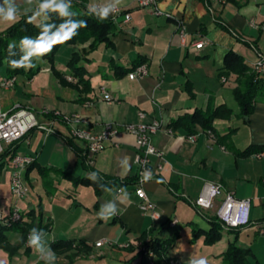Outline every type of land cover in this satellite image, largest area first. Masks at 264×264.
<instances>
[{
	"label": "crops",
	"instance_id": "1",
	"mask_svg": "<svg viewBox=\"0 0 264 264\" xmlns=\"http://www.w3.org/2000/svg\"><path fill=\"white\" fill-rule=\"evenodd\" d=\"M42 1L46 0H11L16 20H0V32L23 15L35 14L38 18L36 7ZM80 1L91 10L118 5L131 16L129 21L124 14L118 17L113 46L101 44L87 54L85 66L91 88L75 86L77 80L68 67L72 53L82 46L62 45L53 64L41 58L37 62L40 70L32 78L17 76L13 88L0 90V101L6 110H30L41 124L49 123L54 113L80 114L94 133L110 124L118 133L97 155L88 153L84 141L74 139V143L96 172L129 184L121 188V193L118 187L109 186L98 195L93 186L75 185L65 177L97 180L95 172L85 168L79 152L67 142L70 128L60 119L54 121L52 131L35 128L14 144L4 143L0 156L12 148L15 153L35 158L24 173L31 191L25 203L11 192L10 157L0 158V213L8 214L19 205L24 213L35 214L26 215L23 225L8 231V241L21 246L22 228L26 227L30 238L31 229L34 234L39 228L44 233L38 239V248L26 240L14 256L0 249V264H129L140 256V264H150L148 256L136 254L144 232L154 229L156 237L162 238L164 229L169 228L180 237L176 230L180 223L188 237L196 227L209 229L206 216L215 215V211L194 204L206 184L223 185L225 191L217 204L227 191L236 198L249 199L251 222L239 229L224 230L214 249L206 252L203 240L193 243L202 246L205 264H223L222 254L234 241L250 250L253 264H264V100L256 103L253 114L242 116L234 96L237 75L224 69V57L230 50L242 55L252 68L264 56V0H158L159 7L173 18L155 16L135 0ZM0 5L6 7L5 0H0ZM181 23L188 30L185 44L178 37ZM202 40L209 44L193 51V43ZM64 46L67 49L63 52ZM140 62L148 65L144 78L131 80L130 72H121ZM5 77L6 67L0 69V80ZM104 84L113 96L111 102L102 100L99 88ZM220 106L231 113L215 119L212 128L196 123L194 134H190L184 123L187 121H179L197 110ZM139 112L145 116L140 117ZM156 120L161 127L151 138L162 158L150 156L143 182L148 198L162 216L155 223L139 208L135 193L140 172L135 163L136 138L123 128ZM249 148L251 152L246 153ZM172 220L178 221L177 226H169ZM58 240L82 241L90 247L56 252L52 243ZM98 241L105 244L97 247ZM128 243L135 252L121 247ZM173 257L170 252L167 258L155 256L153 264H168V258ZM184 264H201L195 250L190 251Z\"/></svg>",
	"mask_w": 264,
	"mask_h": 264
},
{
	"label": "trees",
	"instance_id": "2",
	"mask_svg": "<svg viewBox=\"0 0 264 264\" xmlns=\"http://www.w3.org/2000/svg\"><path fill=\"white\" fill-rule=\"evenodd\" d=\"M65 5L66 14L62 15L58 10H55V6L47 10H37L38 18L35 19V14H26L21 16L15 23L7 27L3 32H0V69L6 67V73L8 77L26 75L28 78H32L37 74L40 68L37 66L38 60L41 58L47 59L50 63L55 62L56 54L62 45H77L82 46L79 51L72 53L68 62V67L72 71L74 78H76L75 86H81L83 89H90V78L88 77V71L85 66L87 54L96 50L101 44L107 47L113 46L112 36L117 31V24L111 15L106 17L98 14L94 9L91 10L80 0H63L57 4ZM86 24V27H78L75 35L69 40L63 43H56L53 45L50 52L45 54L29 53L31 48L24 43L25 40L31 41L33 44L45 39H53L58 33H62L66 30V26L71 24ZM28 62V65H27ZM142 62L136 64L139 65ZM131 70L125 71L121 69V72L128 74ZM224 69L227 73H233L237 75V86L234 89V96L241 109L242 116H250L255 111L256 103L259 100H264V76L260 75L254 70V67L248 65L245 58L239 53L230 50L224 57ZM62 82H67L63 78H60ZM231 110L224 106L217 107L216 109L209 108L206 111L197 110L193 115L184 116L179 121H187L186 127L189 129L190 134H194V127L196 123L201 124L204 128H212V122L217 118L229 117ZM54 118V115L51 116ZM74 137H67V142L75 148ZM14 144V143H13ZM264 148L261 149L263 152ZM79 156L82 157V164L86 169H91L97 176L96 181L86 179L84 177H75L71 175H65V177L71 179L75 185H88L93 186L96 194L100 195L104 189L109 186H116L119 189L129 184V181H123L117 178H111L107 175L96 172L91 166L86 157L82 154V151H78ZM251 152L249 148L246 153ZM15 154L14 149L5 151L0 158L4 156L10 157ZM138 183V178L135 184ZM31 216H34V211H31ZM23 213V219L26 215ZM209 222V229L204 230L196 227L194 230V238H204L206 245H213L222 238L224 232V226L221 220L216 215L211 217L206 216ZM195 225V224H194ZM196 226V225H195ZM14 226L9 227L0 223V249H4L9 252L11 256H14L26 240H30L28 228H22L24 235L22 245L12 246L8 241L7 232ZM239 229V228H230ZM44 233V229H38L35 234L38 239ZM155 230L151 229L148 232H144L140 236L142 241L137 255L141 254L142 246L149 247L155 254V256L162 258L166 257L169 249L172 247L179 234L175 233L171 239H163L156 237ZM73 247L80 249L81 247H90L89 244L82 241H63L58 240L52 243V249L56 252H63L73 249ZM129 249L133 252L136 248L133 245H129ZM250 250L243 248L237 244L236 241L231 242L227 250L222 254L223 264H253L250 261Z\"/></svg>",
	"mask_w": 264,
	"mask_h": 264
},
{
	"label": "built area",
	"instance_id": "3",
	"mask_svg": "<svg viewBox=\"0 0 264 264\" xmlns=\"http://www.w3.org/2000/svg\"><path fill=\"white\" fill-rule=\"evenodd\" d=\"M46 1L38 3L36 10H47L54 7L42 8L41 5ZM139 7L149 10L155 16H165L168 18H173V15L168 11H165L159 7L158 0H135ZM1 7V5H0ZM105 7L97 6L95 11L101 14L102 9ZM109 15L114 17L117 21L120 15L125 16V20L129 21L131 16L128 13H124L123 9L118 5H113L108 7ZM188 36V30L185 24L181 23L179 26L178 37L180 41L185 44ZM209 44V41L202 40L196 41L192 45V50H200L205 45ZM254 70L260 75L264 76V56H261L259 60L254 63ZM148 65L146 63H141L137 65L129 74L128 77L131 80L142 79L148 74ZM17 82V76L5 77L0 80V90L11 89L15 86ZM100 94L102 95V100L105 102L113 101V96L106 84L101 85ZM46 113V111H45ZM140 117H144L143 112L138 113ZM54 118L47 124H41L37 116L27 109L13 108L11 110H6L3 108L0 101V152H3V144H13L23 138H25L29 132L35 128H41L47 131H52L54 121L57 119L62 120L70 128L71 136L82 140L87 145L88 153L92 156L97 155L102 152L107 143L111 142L118 130L112 127L110 124L105 126L103 130L99 133H94L87 128L88 121L80 114H75L73 116H66L61 113H54ZM161 127L159 121H153L151 124H131L123 128L127 133L133 134L136 138V146L138 149L137 155L135 157V163L140 167L138 183L135 188V193L140 199L139 208L143 214L150 216L153 222H159L162 218L161 213L158 211L157 206L150 201L147 196L146 191L143 188L144 175L147 167L150 165V156H157L162 158V152L159 151L152 144V135L155 134ZM258 156H261L259 154ZM35 162V158L27 154L15 153L11 158V175L10 183L12 192L18 197V200H30L29 197V187L24 180V173ZM161 169L162 166L158 165ZM224 187L221 184H206L203 188L201 194L195 201V206L200 209L214 210L215 215L223 223L224 229L228 230L230 228H242L250 224V208L251 201L249 199H239L236 198L234 193L225 192V197L221 203L217 204V199L224 194ZM119 193L122 189L118 190ZM23 210L21 206H15L8 214L0 213V223L3 225L12 227L17 225H23ZM177 220H172L169 222L170 227L177 226ZM235 222V223H233ZM105 244V241H98L96 243L97 247H101ZM121 247H129L128 244H123ZM143 251L140 255H146L149 258L150 264H153V258L155 257L154 252L147 246H142ZM140 257L134 259L129 264H140ZM168 264H181L175 258H168Z\"/></svg>",
	"mask_w": 264,
	"mask_h": 264
},
{
	"label": "clouds",
	"instance_id": "4",
	"mask_svg": "<svg viewBox=\"0 0 264 264\" xmlns=\"http://www.w3.org/2000/svg\"><path fill=\"white\" fill-rule=\"evenodd\" d=\"M55 6V10H58L62 15L66 14L65 10V5L61 4H56L55 0H46L45 3L41 5L42 8H49L52 6ZM5 6L6 7H0V20L7 21V22H12L16 20V8L12 6L11 0H5ZM109 9L104 8L101 11V16L106 17L108 14ZM78 27H86V24L81 23V24H71L70 26H66V30H64L62 33H58L53 39H45L40 42H37L33 44L31 41L25 40L24 43L28 45L31 48V52L29 55L32 53H37V54H45L50 52L52 49L53 45L56 43H63L69 40L73 35L77 34L76 29ZM235 223V222H233ZM33 234L31 236V239L29 241L31 246L39 247L38 245V237L34 234V230L31 229ZM201 264H205L204 261H201Z\"/></svg>",
	"mask_w": 264,
	"mask_h": 264
},
{
	"label": "rangeland",
	"instance_id": "5",
	"mask_svg": "<svg viewBox=\"0 0 264 264\" xmlns=\"http://www.w3.org/2000/svg\"><path fill=\"white\" fill-rule=\"evenodd\" d=\"M0 27H1V25H0ZM65 49H67L66 46H64L62 51L64 52ZM27 65H28V62H27ZM1 70H5V66L1 67ZM11 192H12V188H11ZM12 194H13V192H12ZM13 196L18 200V197L16 195L13 194ZM29 197L31 198L30 189H29ZM26 198H25V201L22 203L27 202ZM20 201H23V200H20ZM22 203H21V205H22ZM203 224L205 226L208 225L207 221H204ZM176 230L180 231L181 236L175 239L172 247L169 249V252L172 256H175L173 258L178 260L181 264L186 263L188 256L190 255V251H192V250H195V254L197 255V257L200 258L201 261H203V258L206 255L205 252L208 251V249H210V247L213 248V245H215L217 242H219L221 240V239L218 240L213 245H204V243H205L204 238L200 237V238L195 239L194 234H191L192 237H188L187 234H185V233H187V229L184 227L183 223H180ZM191 233H193V231ZM173 236H174V229H169V228L164 229V231L162 233L163 239H171V238H173ZM202 240H203V243L202 242H200V243H202L201 245L203 247H205V249H206V250H204L205 251L204 253H202V250H201L202 246H199L198 244H196V245L193 244L196 241H202ZM213 249H212V252H213ZM216 260H217V258H216ZM215 264H220V261H216Z\"/></svg>",
	"mask_w": 264,
	"mask_h": 264
},
{
	"label": "water",
	"instance_id": "6",
	"mask_svg": "<svg viewBox=\"0 0 264 264\" xmlns=\"http://www.w3.org/2000/svg\"><path fill=\"white\" fill-rule=\"evenodd\" d=\"M246 120H248V117H245Z\"/></svg>",
	"mask_w": 264,
	"mask_h": 264
}]
</instances>
